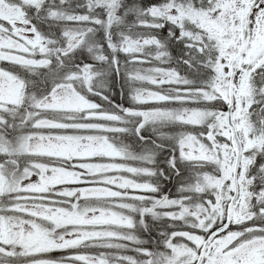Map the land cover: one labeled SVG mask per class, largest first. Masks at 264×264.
Listing matches in <instances>:
<instances>
[{
  "label": "snow or ice",
  "instance_id": "obj_1",
  "mask_svg": "<svg viewBox=\"0 0 264 264\" xmlns=\"http://www.w3.org/2000/svg\"><path fill=\"white\" fill-rule=\"evenodd\" d=\"M0 264H264V0H0Z\"/></svg>",
  "mask_w": 264,
  "mask_h": 264
},
{
  "label": "rangeland",
  "instance_id": "obj_2",
  "mask_svg": "<svg viewBox=\"0 0 264 264\" xmlns=\"http://www.w3.org/2000/svg\"><path fill=\"white\" fill-rule=\"evenodd\" d=\"M10 98V97H8ZM43 151H47L52 153L53 155L57 156H66L71 157L72 155H82V154H89V152H95L99 149H80V151H77V147L73 144H63V145H49L41 149ZM59 163L62 165V167L58 168L55 172L52 173L50 177L45 178V182L48 184H61L64 181H71L75 180L77 178L76 174H73L70 169V161L69 160H63L59 161ZM95 170V169H92ZM84 203L81 202V206H84ZM95 203V202H93ZM106 207H108V204H105ZM114 218L108 216L105 217L103 215L101 216H90L88 220H84L82 217H80V221L78 224H89V222H92L91 224H103L107 227H111L112 225L116 224L115 221H113Z\"/></svg>",
  "mask_w": 264,
  "mask_h": 264
},
{
  "label": "flooded vegetation",
  "instance_id": "obj_3",
  "mask_svg": "<svg viewBox=\"0 0 264 264\" xmlns=\"http://www.w3.org/2000/svg\"><path fill=\"white\" fill-rule=\"evenodd\" d=\"M79 218H80L79 216L69 215V216H59V217H57V220L61 224H71V225H73L76 222H78ZM113 221H115L116 223H119L118 218H114Z\"/></svg>",
  "mask_w": 264,
  "mask_h": 264
}]
</instances>
